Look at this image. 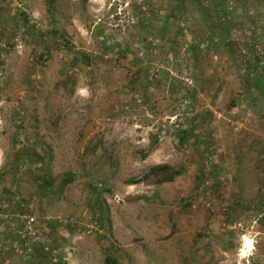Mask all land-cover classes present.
Returning <instances> with one entry per match:
<instances>
[{
  "label": "rangeland",
  "instance_id": "rangeland-1",
  "mask_svg": "<svg viewBox=\"0 0 264 264\" xmlns=\"http://www.w3.org/2000/svg\"><path fill=\"white\" fill-rule=\"evenodd\" d=\"M261 88L264 0H0V264H264Z\"/></svg>",
  "mask_w": 264,
  "mask_h": 264
},
{
  "label": "trees",
  "instance_id": "trees-1",
  "mask_svg": "<svg viewBox=\"0 0 264 264\" xmlns=\"http://www.w3.org/2000/svg\"><path fill=\"white\" fill-rule=\"evenodd\" d=\"M264 94V89L261 88L260 90ZM177 174L176 171L172 170V168L168 164H157L152 167H150L149 171L140 179L134 180V182H145L146 179H149L150 176L155 177L154 182L155 183H162V182H170L173 180L174 175ZM43 182L46 184L49 183L47 179L43 177ZM41 254V257L46 259V251L44 252L42 249L39 252ZM61 264H66L65 262H62ZM104 264H119L116 257L107 255L104 258Z\"/></svg>",
  "mask_w": 264,
  "mask_h": 264
},
{
  "label": "bare ground",
  "instance_id": "bare-ground-1",
  "mask_svg": "<svg viewBox=\"0 0 264 264\" xmlns=\"http://www.w3.org/2000/svg\"><path fill=\"white\" fill-rule=\"evenodd\" d=\"M246 245L248 246V247H250L251 245H250V241L249 240H247L246 241Z\"/></svg>",
  "mask_w": 264,
  "mask_h": 264
},
{
  "label": "built area",
  "instance_id": "built-area-1",
  "mask_svg": "<svg viewBox=\"0 0 264 264\" xmlns=\"http://www.w3.org/2000/svg\"><path fill=\"white\" fill-rule=\"evenodd\" d=\"M31 220H32V218H31Z\"/></svg>",
  "mask_w": 264,
  "mask_h": 264
}]
</instances>
